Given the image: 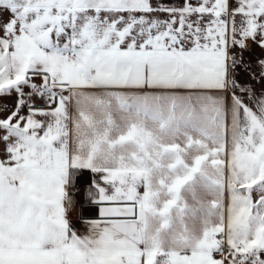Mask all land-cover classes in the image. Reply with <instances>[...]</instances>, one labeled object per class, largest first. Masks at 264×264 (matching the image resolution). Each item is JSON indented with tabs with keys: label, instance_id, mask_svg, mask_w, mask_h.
<instances>
[{
	"label": "snow or ice",
	"instance_id": "6c2138e0",
	"mask_svg": "<svg viewBox=\"0 0 264 264\" xmlns=\"http://www.w3.org/2000/svg\"><path fill=\"white\" fill-rule=\"evenodd\" d=\"M0 264H264V0H0Z\"/></svg>",
	"mask_w": 264,
	"mask_h": 264
}]
</instances>
